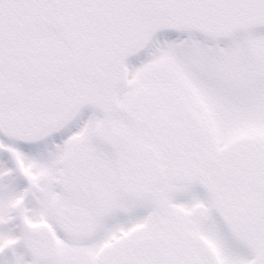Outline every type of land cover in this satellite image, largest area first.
<instances>
[{
  "label": "snow or ice",
  "instance_id": "obj_1",
  "mask_svg": "<svg viewBox=\"0 0 264 264\" xmlns=\"http://www.w3.org/2000/svg\"><path fill=\"white\" fill-rule=\"evenodd\" d=\"M0 264H264V0H0Z\"/></svg>",
  "mask_w": 264,
  "mask_h": 264
}]
</instances>
